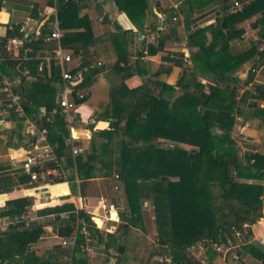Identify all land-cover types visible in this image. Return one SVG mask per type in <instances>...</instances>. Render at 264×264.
<instances>
[{"label":"trees","instance_id":"trees-1","mask_svg":"<svg viewBox=\"0 0 264 264\" xmlns=\"http://www.w3.org/2000/svg\"><path fill=\"white\" fill-rule=\"evenodd\" d=\"M76 1L62 2L58 21L60 29L70 30L64 33L60 45L79 54L82 48L94 42V37L87 19L80 22L81 18H72L76 23L69 22L72 10L78 8ZM237 1L240 7L233 11L229 10L234 0L222 1L220 8L223 15L212 25L213 37L208 42L203 31L210 26L195 30L187 38L186 46H194L196 50L191 52L188 62L182 57L174 59L175 63L182 66L181 74L174 84L143 76L141 85L128 88L124 80L134 73V68L125 55L128 35L125 31L115 34L113 40L123 49L119 50L111 73L114 81L109 86L108 99L100 112V116L111 119L109 128H91L90 152L77 156L75 166L80 179L91 178L98 170L105 178L112 177L122 181L128 205L119 214L125 223L122 232L116 235L99 230L90 216L83 209H76L72 203L47 205L37 209L39 215H54L55 232L58 236L68 238L74 235V243L66 244L73 250L71 264H89L82 249L87 242L79 232L77 218L85 219L90 233L89 242L92 244V239L97 237L107 251L120 242L126 233L129 236L133 226L136 227V221L141 218V198L149 199L153 205L157 248L149 255L156 253L162 256V259L149 264H212L218 254L211 248L212 242L225 243L227 239L235 242L236 235L243 229V223L250 224L258 217H264V184L259 182L264 181V154L241 153L230 136L234 113H240L243 119L248 118V113L244 114L240 110L236 98L238 80L232 74L242 60L247 57L254 60L258 54L261 62L262 54L255 44L244 56L232 51L229 45L231 38L241 33V29L235 26L236 23L252 12L262 11L260 30L264 36V0ZM113 2L138 29H143L145 19L153 18L147 30H154L160 25L157 15L149 6V0ZM178 12L187 16L180 7ZM190 23H186L188 28ZM175 25L173 23L170 28L174 29ZM81 26L83 30H77ZM44 27L42 33L49 30L48 23ZM18 28L16 26L9 30L7 36H20ZM198 34L200 37L197 38ZM34 36L30 34L26 37L20 50H31L27 51V57L20 59L9 53L6 38L0 39V83L17 67L20 71L27 68L29 75L36 74L38 60L34 52L44 42L40 37L34 39ZM203 38L205 40L202 41ZM51 42L53 41L48 43ZM164 42L163 35L159 36L156 43L146 42L147 52L152 53L162 48ZM50 46L55 45L51 43ZM140 49H144V46ZM259 62H252L243 84L252 81L254 69ZM99 70L98 64L83 58L71 69V72L79 76L75 88L85 93L83 98L73 96L76 103L86 99L88 88ZM54 75L52 80H48L49 85L45 84L46 93L41 94L34 105L30 104V95L22 82L13 88L22 97L26 115L37 116L40 127L48 128L50 122L44 119V115L38 114V107L43 106L46 111H50L54 106L57 87H60V70L56 69ZM152 76L157 77L158 73L154 72ZM252 89L259 97L264 98V85L254 84ZM249 94L250 91H244L239 101ZM0 95L5 103L8 102L3 92L0 91ZM10 111L12 116L18 113L12 107ZM252 111V115L264 113V103L262 107L255 106ZM56 113L61 125L66 124L63 115ZM182 144L193 147L186 149ZM34 168L39 172L38 178L30 181L26 174L27 176L19 179L29 180L24 186L30 187L42 181L41 173L44 168ZM52 180L60 179L57 177ZM6 190L4 183L0 181V192ZM31 204L30 198L21 197L6 201L5 206L0 209V217L10 218L8 222L0 224V264H55L41 259L29 247L37 243L44 232V223L27 222L24 217L26 208ZM64 211L67 212L66 217L59 214ZM96 222L101 223L98 218ZM140 227L142 228L141 224ZM196 241H200L205 247L204 257L200 259L189 251ZM247 247L264 264V251L250 245ZM117 250L121 251L122 246L118 245ZM233 252L239 255L236 248L228 254L232 255Z\"/></svg>","mask_w":264,"mask_h":264},{"label":"crops","instance_id":"crops-1","mask_svg":"<svg viewBox=\"0 0 264 264\" xmlns=\"http://www.w3.org/2000/svg\"><path fill=\"white\" fill-rule=\"evenodd\" d=\"M63 1L0 0V24L7 27V35L9 30H13L14 27L23 26L28 31L38 30L36 36H39V31L45 29V23H49L53 17L58 19V12L62 11L59 6ZM222 1L149 0V6L152 7V11L157 15V20L160 23L156 30L159 31L160 36H164L165 40L162 48L149 53L145 47L146 42L139 34L147 30L146 28L153 18L145 19L143 29H138L127 15L115 5L113 0H77L75 5L78 8L75 11L72 10L69 16L71 18L68 20L76 23L72 18L76 20L81 18L80 22H85L87 19L91 25L94 42L86 48H82L79 54H74L71 49L61 46L62 51L71 56V60L63 64L71 70L83 58L98 64L100 70L88 88L86 99L77 103L72 109L74 120L71 129L67 124L62 126V123L56 118V112L61 113L56 105L60 87H57L54 106L50 111H46L43 106L38 107L39 115L50 117L48 135L46 140L41 143L35 144V136L40 127L38 117L26 115L24 110L12 116L11 106L8 102L5 103L0 95V115H2L0 123L3 125L0 129V181L7 188L6 191L0 192V209L5 206L6 201L11 199L21 197L31 199L32 204L26 208L24 217L27 222L44 223V232L38 242L30 246L38 257L55 264H71L73 256L72 248L62 244L61 240L56 237L54 215L51 213L39 215L37 213V209L47 205L72 203L76 209H83L102 232L116 235L122 232L125 221L120 218L119 212L126 209L128 205L122 181L112 177L105 178L98 170L93 177L80 179L75 166L77 156H83L90 152L91 128L93 130L109 128L111 119L100 116V112L108 99L109 86L114 81L113 77L111 79V73L120 53L119 50L123 49V47L119 48L116 44L117 41L113 40L115 34L125 31L128 35L125 55L134 68V73L124 80L128 88L141 85L143 76H151L152 79L158 78V80L174 84L182 71V66L175 63L174 59L182 57L187 62L190 61L189 55L196 50V47H188L186 43L187 38L195 30L210 26L203 33L206 34L207 42L213 37L212 25L217 23L223 15L220 8ZM179 7L185 11L187 16L178 12ZM231 7L229 11L233 10L234 5ZM261 16L262 11H259L241 18L235 25L241 29V33L229 41L232 51L240 52L242 56L254 44L258 45L257 50L262 54L261 62H259L258 54L254 60L249 57L245 58L232 74L238 80L236 98L240 110L244 114L248 113L246 119H243L240 113L233 115L234 123L230 136L237 143L241 153L259 152L264 154V113L251 114L255 106L259 108L264 103V98L259 97L252 89L254 84L264 85V36L261 35L260 30ZM187 21L191 22L189 28L186 25ZM173 23L176 24L174 29L170 28ZM61 30L63 33L70 31ZM77 30H83V27H78ZM196 36L200 37L199 34ZM42 42H44L43 45L36 48L34 52L35 58L38 60L35 75L27 74V68L20 71L17 67L4 77L12 89L18 87L22 82L25 91L30 95L31 105L38 102L41 94L46 93L45 84L49 85L48 80L55 77L56 69L61 71L62 68L61 62L53 57L57 42H51L55 45L54 47L44 40ZM143 46L144 49H140ZM20 49V47H10L9 53L20 59V57H27V51L31 50L30 48H24L23 51ZM253 61L260 64L254 69L252 81L245 85L243 81ZM154 72L158 73L157 77L152 76ZM22 77L24 78L22 79ZM247 90L256 94L254 105L251 102L250 94L241 102L239 101L243 92ZM63 129L65 130L63 131ZM73 148H77V154L73 153ZM27 150L35 155L37 162L44 168L41 173L42 181H39L37 185L47 187V189L41 192L33 190L30 188L31 186H24V183H29L28 179L19 181L20 178L27 176L21 167ZM57 177L60 180H52ZM259 182L264 184L263 180ZM115 185L118 190L114 188ZM139 202L141 218L136 221V227L131 228L129 236L126 233L120 242L111 246L107 251L104 250V244L98 242L97 237L92 239L90 245L93 246V250L88 253L89 257L85 252L88 261L90 259V264H149L154 260L162 259V256L156 253L152 256L149 255L157 248L153 205L146 198H141ZM59 214L61 216L66 214L63 217L67 216L65 211ZM97 218L100 220V224L96 222ZM0 219L5 223L10 218L2 216ZM233 243L239 251L240 259L234 261L229 254L224 257L217 254L212 264H263L260 259H256L252 255L247 245L264 251V217H258L253 223L243 227ZM118 245L122 246L121 251L117 250ZM195 246H197V256L195 257L203 258L205 247L200 241L198 244H193L192 249ZM35 248L42 249L38 251Z\"/></svg>","mask_w":264,"mask_h":264},{"label":"built area","instance_id":"built-area-1","mask_svg":"<svg viewBox=\"0 0 264 264\" xmlns=\"http://www.w3.org/2000/svg\"><path fill=\"white\" fill-rule=\"evenodd\" d=\"M234 7L233 10L240 6V3L237 0H234L233 3ZM232 10V11H233ZM49 30L47 32L39 31V36H36L38 34V30L34 31H28L26 27L20 26L19 32L21 33L20 36H7L6 37V45L10 47H22L25 43L26 37L30 34H34V39L40 37L42 40L46 42L50 41H56L57 42V48L53 52V57L58 59L61 62L62 68L60 71V92L56 101V105H58L59 111L63 114L66 124L68 125L69 129H71L72 121L74 120V115L72 114V109H74L75 105L77 104L74 99V97L77 98H83L84 92L80 91L75 88V83L79 79V76L75 72H71L69 68L64 66L65 63L69 62L71 60V56L69 53H64L61 49L60 45V39L63 37L64 33L59 27V21L58 19L54 18L49 20ZM37 32V33H36ZM139 36L144 39L147 43H156L157 39L160 36V33L158 30H146L143 33H140ZM64 63V64H63ZM0 91L4 93V96L6 100L9 103V106L13 108L16 112H22L23 111V101L22 97L19 93L14 91L9 82L4 79L0 83ZM44 119L48 122H50V117L45 116ZM48 135V128L46 126L39 127L37 131V135L35 136V144L41 143L46 140V137ZM78 150L77 148H73V153L77 154ZM35 166L42 167L40 163L37 162V159L34 154L30 153V151L27 150V155L22 161L21 167L25 174H27L30 178V181H35L38 178V171L34 168ZM38 187V185H32L30 188ZM115 189L118 190V187L115 185ZM66 214H63L65 216ZM77 222L80 224V230L79 232L84 236L85 241L87 242L82 249L87 253H91L93 250V246L90 245V233L86 227V222L83 217L77 218ZM247 223H243L242 227L247 226ZM56 237L61 240L62 244H69L72 245L74 243V235L63 238L61 236H58L56 234ZM236 245L230 240L227 239L225 243L222 242H212L211 248L216 251L218 254H221L223 257L228 254L229 251H232ZM89 257V255H88ZM232 259L234 261H237L240 259V255L233 252L231 255ZM204 262L203 260H201ZM90 264V259H89Z\"/></svg>","mask_w":264,"mask_h":264},{"label":"water","instance_id":"water-1","mask_svg":"<svg viewBox=\"0 0 264 264\" xmlns=\"http://www.w3.org/2000/svg\"><path fill=\"white\" fill-rule=\"evenodd\" d=\"M7 36V27L5 25L0 24V39H4ZM250 97H251V102L254 101V99L256 98V94L255 93H250ZM253 105L255 104L254 102L252 103ZM2 119V115H0V120ZM3 127V125L0 123V129ZM118 150L120 151V149L118 148ZM166 178V177H163ZM47 189V187L44 186H38V187H34L33 190L37 191V192H41L42 190ZM31 245H29L30 247Z\"/></svg>","mask_w":264,"mask_h":264},{"label":"rangeland","instance_id":"rangeland-1","mask_svg":"<svg viewBox=\"0 0 264 264\" xmlns=\"http://www.w3.org/2000/svg\"><path fill=\"white\" fill-rule=\"evenodd\" d=\"M108 126H109V125H108ZM182 147H186V149H191L193 146L188 145V144H182ZM3 221H4V220H1V219H0V224H3ZM195 243L198 244V241H196ZM196 247H197V246H195L193 249H192V247L189 248V251H191V253H192L193 256H197V254H196V253H197V251H196ZM35 249H37V248H35ZM41 249H42V248H38L37 250L39 251V250H41ZM193 250H194V251H193ZM200 258H201V257H200ZM200 258H199V259H200ZM229 258H230V257H229Z\"/></svg>","mask_w":264,"mask_h":264}]
</instances>
